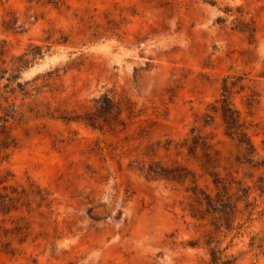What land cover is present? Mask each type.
<instances>
[{
	"label": "rangeland",
	"instance_id": "374dc122",
	"mask_svg": "<svg viewBox=\"0 0 264 264\" xmlns=\"http://www.w3.org/2000/svg\"><path fill=\"white\" fill-rule=\"evenodd\" d=\"M61 2L0 0V98L18 106L0 193L20 198L0 212V264H210L213 250L264 264L262 170L226 135L219 103L229 79L263 160L264 0ZM103 95L122 103L125 129L36 113L84 116ZM195 136L221 178L251 187L228 229L204 201L217 191ZM151 164L180 178L142 171Z\"/></svg>",
	"mask_w": 264,
	"mask_h": 264
},
{
	"label": "trees",
	"instance_id": "16d2710c",
	"mask_svg": "<svg viewBox=\"0 0 264 264\" xmlns=\"http://www.w3.org/2000/svg\"><path fill=\"white\" fill-rule=\"evenodd\" d=\"M47 4L60 8L62 6L61 0H46ZM16 21H5L3 28L5 32H10L16 29ZM21 28L22 27H18ZM255 32V30H254ZM4 72H0L2 75ZM229 79L224 80L220 103V112L226 127V135L235 140L242 148L245 153V161L247 165L254 169L262 170L261 175L257 179V189L260 191L261 196H264V159L258 160V154L256 147L248 133L246 123L242 120L241 113L237 109L232 96V88ZM2 98V97H1ZM5 102L0 101V135L3 136V141L0 149V156L3 151L8 150L10 147L17 145V140L10 135V129L8 123L10 121H17L16 116L18 115V106L15 103L10 104L7 98H2ZM96 109L93 112H88L84 116H65L58 114L55 116L50 113L49 108H45L44 105L37 110V115L42 118L58 119L67 121L68 123L84 122L85 124L93 127L103 129L105 126L112 131H116L119 127L126 128L125 121L122 120L124 113L122 103L115 102L109 95H103L100 99L94 101ZM194 146L189 147L190 153L197 147L204 151L205 157L209 160L205 164V169L209 172V175L213 178V183L216 188V196L213 198L209 195H205V203L207 205L208 212H212L217 215V221L223 224V227H230L232 214L238 210L239 203H245L246 207L250 206L249 198L251 193V187L245 185L243 181H237L235 178H231L230 181L220 177L217 172L214 171V160L212 157V148L209 143L201 136H195ZM143 172L148 175H154L156 177L168 178V179H179L180 176L176 174L177 169L167 168L162 164H151L144 167ZM211 171V172H210ZM234 190L235 193L231 194ZM197 191V189H195ZM15 193V191H14ZM37 195L41 198V202L47 203L48 207L51 206L52 202L49 201V193L38 190ZM20 198L15 196L2 195L0 193V212L11 213L13 209H16L14 204L19 201ZM13 254V252H9ZM210 264H233L232 260L223 261L222 253L220 251H212Z\"/></svg>",
	"mask_w": 264,
	"mask_h": 264
}]
</instances>
